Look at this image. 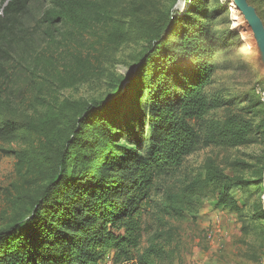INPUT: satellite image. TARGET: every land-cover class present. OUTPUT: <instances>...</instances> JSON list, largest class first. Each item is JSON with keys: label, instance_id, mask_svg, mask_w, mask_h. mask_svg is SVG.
<instances>
[{"label": "trees", "instance_id": "1", "mask_svg": "<svg viewBox=\"0 0 264 264\" xmlns=\"http://www.w3.org/2000/svg\"><path fill=\"white\" fill-rule=\"evenodd\" d=\"M31 1L10 0L3 21L19 16ZM52 4L42 17L51 41L52 30L65 24L80 41L94 26H107L106 33H95L97 41L86 46L94 53L100 49V57L114 56L124 44L143 42L133 81L147 99L138 101L123 125L115 119L112 101H63L57 109L30 115L0 97V139L21 133L44 140L40 147L28 143L14 152L25 171L19 175L21 185L13 186L17 194L11 204L18 214L0 230V264H101L107 256L113 264L166 262L165 231H155L139 251L143 212L156 183L176 173L200 148L251 145L257 131L264 130V123L254 120V106L245 111L207 94L218 70L217 35L210 24L218 10L194 1L179 15L152 0ZM69 53L71 63L55 75L59 84L98 78L101 65L92 66L88 51ZM221 108L224 118L209 117ZM208 182L219 189L218 206L242 213L231 194L233 179L208 158L201 183L180 192L161 191L159 218L181 219L192 211L201 185Z\"/></svg>", "mask_w": 264, "mask_h": 264}, {"label": "rangeland", "instance_id": "2", "mask_svg": "<svg viewBox=\"0 0 264 264\" xmlns=\"http://www.w3.org/2000/svg\"><path fill=\"white\" fill-rule=\"evenodd\" d=\"M9 1L0 0V97L30 115L57 109L63 101L88 104L112 101L118 112L115 119L117 122L121 119L119 122L123 125L125 116H130L138 101L147 99V93L140 91L133 81L138 60L146 47L143 42L124 44L114 56L100 57L98 46H95L97 53L87 50L86 46L97 41L95 33H106L107 26H94L92 34L84 35V40L80 41L79 36L70 34L72 30L68 25L60 24L52 30L54 41H51L45 34L47 26L42 17L52 7V0H32L19 16L3 21V9ZM152 1L174 15L189 9L193 1L209 10H218L210 22L217 35L218 70L207 94L225 99L245 111L254 106L253 113L258 115L254 117L256 124L264 123V82L262 84L259 73L255 41L232 0ZM247 2L264 24V0ZM74 49L81 50L84 55L88 51L92 66L101 65V71L98 78L64 87L55 75L71 63L69 51ZM224 114L225 109L221 108L211 111L209 117L221 120ZM28 143L40 147L44 140L29 139L21 133L11 139H0V230L12 224L18 214L16 205L11 204L17 194L13 186L21 185L19 175L25 168L18 167L14 152L27 148ZM208 158L215 161L224 175L233 179L231 194L242 213L237 215L218 206L219 189L208 182L201 185V197L194 202L192 211L184 212L181 219L159 218L156 207L161 191L167 188L180 192L201 183ZM263 213L264 130L259 129L254 144L237 148H200L176 173L156 183L151 201L143 212L139 251L146 248L155 231H165L170 257L159 264H264V220L260 219Z\"/></svg>", "mask_w": 264, "mask_h": 264}, {"label": "water", "instance_id": "3", "mask_svg": "<svg viewBox=\"0 0 264 264\" xmlns=\"http://www.w3.org/2000/svg\"><path fill=\"white\" fill-rule=\"evenodd\" d=\"M232 2L252 33L259 59V73L264 81V24L247 0H232Z\"/></svg>", "mask_w": 264, "mask_h": 264}, {"label": "built area", "instance_id": "4", "mask_svg": "<svg viewBox=\"0 0 264 264\" xmlns=\"http://www.w3.org/2000/svg\"><path fill=\"white\" fill-rule=\"evenodd\" d=\"M108 260H106V262L105 261H103L101 264H113V262H112V258L111 257H109V258H107ZM121 264H132V262H122Z\"/></svg>", "mask_w": 264, "mask_h": 264}]
</instances>
